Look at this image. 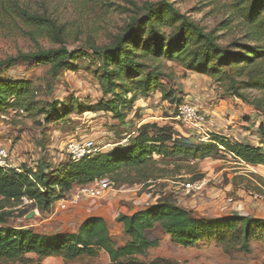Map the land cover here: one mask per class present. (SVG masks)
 Here are the masks:
<instances>
[{
    "label": "trees",
    "instance_id": "1",
    "mask_svg": "<svg viewBox=\"0 0 264 264\" xmlns=\"http://www.w3.org/2000/svg\"><path fill=\"white\" fill-rule=\"evenodd\" d=\"M127 2L130 8L125 9L128 15L123 27L110 33L102 44L89 37L85 47L75 50L67 47L64 27L46 11L36 13L14 5L13 10L26 26L30 40L47 39L55 48L39 47L36 51L19 52L0 61V110L8 108L30 117L42 115L46 123L61 119L70 112L72 104L54 101L42 114L37 108L31 82L8 79L2 74V68L47 66L51 77L56 78L59 72L72 66L69 62L74 63L84 55L93 61V76L102 94L110 96L107 103L99 104V110L114 113L121 122L125 115L119 113L118 102L124 96L130 95V103H134L138 95L147 97L156 91L163 102L175 107L177 116V108L184 99L179 97V91L166 88L160 82L165 76L156 64L160 59L175 61L186 71L214 76L224 85L227 95L249 104L264 116V98L251 99L246 93L248 90L264 91V76L259 72L264 62V0H231L238 19L247 25L249 40L255 45L237 40L222 45L213 32H207L180 13L170 0L146 2L141 6L131 0ZM59 106L63 108L62 114ZM163 128L142 124L134 134L126 133V145L84 157L78 162L68 160L56 171L45 161L33 167L24 165L22 173L0 169V261L20 262L27 255L39 260L60 257L73 261L92 258L103 251L110 264H142L136 257L144 256L158 245L146 236L147 231L156 227L179 247L190 248L202 241L221 240L228 235L230 241L247 251L252 232H264V219L236 214L197 218L169 200L159 201L132 215L118 214L114 220L122 225V232L129 239L122 247L114 243L107 223L100 217H90L76 231L58 235L5 226L13 212H19L20 217L28 213V209L11 210L22 205L23 198L32 201L30 206L38 212L50 213L55 202L78 187L103 178L117 187L149 186L158 180L174 178L181 170L180 163H196L216 156L220 147L248 166L264 168L263 143L260 146L249 142L233 143L225 137H209L207 142H202L192 132L183 136L171 126ZM262 130L261 124L259 131ZM169 167L173 172L168 171ZM148 264L170 262L156 258Z\"/></svg>",
    "mask_w": 264,
    "mask_h": 264
},
{
    "label": "rangeland",
    "instance_id": "2",
    "mask_svg": "<svg viewBox=\"0 0 264 264\" xmlns=\"http://www.w3.org/2000/svg\"><path fill=\"white\" fill-rule=\"evenodd\" d=\"M127 1L0 0V61L16 56L19 52L36 51L39 47L55 48L47 39H37L36 42L30 40L26 26L13 10L14 5L36 13L46 11L64 27L67 47L75 50L85 47L89 37L102 44L110 33L123 27L128 15V10L125 9L130 8ZM131 1L141 6L146 2L158 3L161 0ZM170 2L180 13L207 32H213L222 45L234 40L255 45V42L249 40L247 25L238 19L231 0ZM156 64L165 75L160 82L166 88L179 91L181 99L193 104L204 115L207 121L204 133L208 130L210 139L225 137L233 143L249 142L254 146L264 144V130L259 131L261 124L264 129L262 112L227 95L224 85L217 82L214 76L186 71L177 62L166 59H160ZM69 65L72 66L63 69L56 78L51 77L47 66L2 68V74L8 79L31 82L36 93L37 108L42 114L49 110L54 101L72 104L67 115L49 123L44 122L42 115L30 117L24 112L16 113L8 108L0 110V148L3 147L10 153L8 171L22 173L24 165L33 167L39 161H45L56 171L69 160L66 146L70 142L93 141L103 152L113 150L118 145L127 144V132L134 134L145 123L165 127L163 129L171 126L174 130L177 129V134L183 136L194 132L175 119V107L163 102L158 91L147 97L138 95L134 103H130V95L124 96L118 102L119 113L125 115V120L121 122L114 117V113L99 110V104L107 103L110 96L102 94L93 76V61L82 55L74 63L69 62ZM259 72L264 76V62ZM246 93L251 99L264 98V91L248 90ZM58 110L62 114L61 106ZM207 141V138L202 140ZM179 166L181 170L172 179L158 180L145 187L115 186L111 195L100 200L84 201L66 211L56 212L53 207L50 213L38 212L36 218L25 222L21 221L19 212H13L5 226L32 229L39 234L58 235L74 232L84 219L95 213H102L112 240L118 247H122L129 239L123 234L121 225L115 222V217L118 214L132 215L163 200H169L197 218H223L236 214L264 219L263 167L248 166L226 153L222 147L212 158L196 163L184 162ZM172 169L169 167L168 171ZM193 179L196 181L192 182ZM101 202L106 203L93 208ZM86 207L91 210L86 212ZM23 209H28V212L33 210L30 205H20L11 210ZM146 236L151 241H157L158 245L149 249L144 256L136 257V261L142 264H148L156 258L167 260L170 264H264L262 231L252 232L247 251L230 241L228 235L222 236L221 240L202 241L190 248L177 246L158 227L147 231ZM0 264L110 263L108 256L99 251L95 257H81L73 261H64L60 257L39 260L34 255H27L24 261H0Z\"/></svg>",
    "mask_w": 264,
    "mask_h": 264
},
{
    "label": "built area",
    "instance_id": "3",
    "mask_svg": "<svg viewBox=\"0 0 264 264\" xmlns=\"http://www.w3.org/2000/svg\"><path fill=\"white\" fill-rule=\"evenodd\" d=\"M185 127L192 128L194 130V135L199 138L200 141L207 138V132L204 133L206 128V118L202 115L198 109L191 103L184 101L177 108V116L175 118ZM200 131L202 134L200 135ZM66 151L71 162H78L84 157L92 156L101 152V150L95 145L93 141H83L82 143L70 142L66 146ZM10 153L7 149L0 148V169L8 170L9 163L8 159ZM114 183H112L108 178H103L98 181H95L92 184L78 187L70 192L67 196L59 199L54 204V209L56 212L66 211L68 209L77 207L80 203L88 200H100L111 195L114 191ZM191 188V186H187ZM32 201L27 200L26 198L22 199V206L30 205Z\"/></svg>",
    "mask_w": 264,
    "mask_h": 264
},
{
    "label": "crops",
    "instance_id": "4",
    "mask_svg": "<svg viewBox=\"0 0 264 264\" xmlns=\"http://www.w3.org/2000/svg\"><path fill=\"white\" fill-rule=\"evenodd\" d=\"M167 120H168V118H167ZM170 120V119H169ZM176 131H177V129H175ZM179 132V131H178ZM185 135H187V134H185ZM127 141V140H126ZM105 203L106 202H101V203H99V204H95V206L93 207V208H95L96 209V207L97 206H99V205H105ZM156 204V203H155ZM91 209H89V207H86L85 208V211L86 212H89ZM94 211V210H93ZM90 217H100V218H102L105 222H106V220H105V218L103 217V215H102V213H95V214H93V215H91V216H89V217H87L86 219H84L83 221H82V223L85 221V220H87L88 218H90ZM121 225V224H120ZM121 227H122V225H121Z\"/></svg>",
    "mask_w": 264,
    "mask_h": 264
},
{
    "label": "water",
    "instance_id": "5",
    "mask_svg": "<svg viewBox=\"0 0 264 264\" xmlns=\"http://www.w3.org/2000/svg\"><path fill=\"white\" fill-rule=\"evenodd\" d=\"M37 215H38L37 209H33V210L29 211L28 213H26L24 216H22L21 221L25 222V221L32 220V219L36 218Z\"/></svg>",
    "mask_w": 264,
    "mask_h": 264
}]
</instances>
